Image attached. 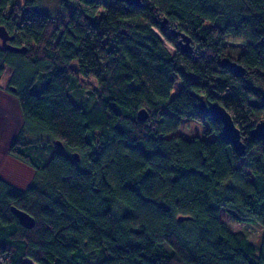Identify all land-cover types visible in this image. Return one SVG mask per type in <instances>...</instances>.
<instances>
[{
    "label": "trees",
    "instance_id": "trees-1",
    "mask_svg": "<svg viewBox=\"0 0 264 264\" xmlns=\"http://www.w3.org/2000/svg\"><path fill=\"white\" fill-rule=\"evenodd\" d=\"M40 1L0 0V25L26 47L0 40V80L8 69L22 118L7 151L34 171L25 188L0 176V264H264V138L250 133L264 118V0H59L52 13ZM243 36L245 50L227 54ZM69 81L94 92L89 108ZM201 98L231 114L243 154ZM183 118L204 135L164 136ZM220 209L259 223V251Z\"/></svg>",
    "mask_w": 264,
    "mask_h": 264
},
{
    "label": "rangeland",
    "instance_id": "rangeland-1",
    "mask_svg": "<svg viewBox=\"0 0 264 264\" xmlns=\"http://www.w3.org/2000/svg\"><path fill=\"white\" fill-rule=\"evenodd\" d=\"M16 2L21 5L23 0H16ZM58 5L59 0L40 1V7L50 13L54 12L58 8ZM101 12L102 10H100L98 15H101ZM249 41L250 38L248 36L228 38L225 52L235 57L245 50ZM164 43L170 51L175 50L174 46L168 41L164 40ZM72 66H77L76 61L72 62ZM9 74L10 71L8 69L5 70L0 80V176L17 187L25 188L30 183L34 171L26 163L13 157L7 151L10 141L14 138L22 123L18 102L15 96L5 88ZM79 78L81 82V75H79ZM179 88L180 80H177L172 88L171 96H173ZM67 92L72 100L84 108H89L95 100L94 92L82 84H79L77 81H69ZM203 128L204 125L201 122L192 118H183L175 131L164 136L175 134L186 139H192L195 135H204ZM219 218L232 232L244 230L254 244L256 250L259 251L261 228L259 223L245 224L236 222L222 209L219 211ZM23 262L24 264H36L29 258H25Z\"/></svg>",
    "mask_w": 264,
    "mask_h": 264
},
{
    "label": "water",
    "instance_id": "water-1",
    "mask_svg": "<svg viewBox=\"0 0 264 264\" xmlns=\"http://www.w3.org/2000/svg\"><path fill=\"white\" fill-rule=\"evenodd\" d=\"M127 4H133L139 6L141 4V0H125ZM167 20L164 18L161 20L160 24L164 30H166ZM170 32L175 36H180L178 44L180 49L184 52H190L192 50L190 39L184 33L175 31L174 29H170ZM13 38L8 30L0 25V40L3 48L16 51V52H24L26 51L25 46H17L13 45L10 40ZM223 64H228L234 68L235 71H242L243 68L240 67L235 60H231L228 57H224L222 59ZM11 89L14 90V87L11 86ZM201 109L208 112L209 114L218 118L221 122V131L225 138L232 144L233 149L236 154H243L245 151V144L241 138V133L239 127L234 122L231 114L218 102L205 103V101L201 98L200 100ZM137 117L140 120L146 119L148 112L144 108H139L136 112ZM250 133L259 138H264V118L257 121L250 130ZM60 145L61 143L57 141ZM75 159H78V154L76 152L73 153ZM11 211L17 217L19 222L26 227H32L34 224V218L26 211L17 208L15 206H11ZM187 218V216L179 215L177 217L178 220H182Z\"/></svg>",
    "mask_w": 264,
    "mask_h": 264
}]
</instances>
